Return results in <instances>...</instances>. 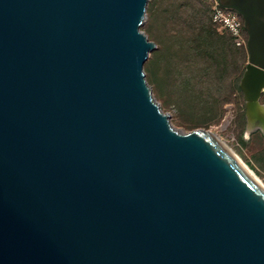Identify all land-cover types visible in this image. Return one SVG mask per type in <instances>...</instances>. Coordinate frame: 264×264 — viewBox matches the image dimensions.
Wrapping results in <instances>:
<instances>
[{
  "label": "water",
  "instance_id": "water-1",
  "mask_svg": "<svg viewBox=\"0 0 264 264\" xmlns=\"http://www.w3.org/2000/svg\"><path fill=\"white\" fill-rule=\"evenodd\" d=\"M218 1L259 88L264 0ZM149 2L0 0V264H264V185L153 96Z\"/></svg>",
  "mask_w": 264,
  "mask_h": 264
},
{
  "label": "rangeland",
  "instance_id": "rangeland-1",
  "mask_svg": "<svg viewBox=\"0 0 264 264\" xmlns=\"http://www.w3.org/2000/svg\"><path fill=\"white\" fill-rule=\"evenodd\" d=\"M214 0H150L142 30L156 43L146 79L175 129L222 140L264 183V126L247 119V45L212 20ZM264 105V91L260 94Z\"/></svg>",
  "mask_w": 264,
  "mask_h": 264
},
{
  "label": "built area",
  "instance_id": "built-area-1",
  "mask_svg": "<svg viewBox=\"0 0 264 264\" xmlns=\"http://www.w3.org/2000/svg\"><path fill=\"white\" fill-rule=\"evenodd\" d=\"M213 22L227 31L238 47L247 45V32L242 16L235 10L223 7L218 0H214Z\"/></svg>",
  "mask_w": 264,
  "mask_h": 264
},
{
  "label": "bare ground",
  "instance_id": "bare-ground-1",
  "mask_svg": "<svg viewBox=\"0 0 264 264\" xmlns=\"http://www.w3.org/2000/svg\"><path fill=\"white\" fill-rule=\"evenodd\" d=\"M247 81V84L245 85L246 87V92H248L249 94H254L253 92H257L258 89H262L264 90V74L261 75V78H260V83L261 85L259 86V88L257 87H252L251 84H249V79L246 80ZM255 96L259 97V93L255 94ZM260 101V99H259ZM250 111H249V117H250V124H254L256 123L257 121H260L261 124H263L264 126V105L261 104L260 102H252L250 104ZM236 155V154H235ZM237 156V155H236ZM238 157V156H237ZM239 158V157H238ZM240 159V158H239ZM241 160V159H240ZM242 161V160H241ZM243 162V161H242ZM244 163V162H243ZM245 164V163H244ZM245 166L255 175V177L264 185V183L259 179V177L256 175V173L247 165L245 164Z\"/></svg>",
  "mask_w": 264,
  "mask_h": 264
},
{
  "label": "trees",
  "instance_id": "trees-1",
  "mask_svg": "<svg viewBox=\"0 0 264 264\" xmlns=\"http://www.w3.org/2000/svg\"><path fill=\"white\" fill-rule=\"evenodd\" d=\"M213 14V13H212ZM212 20H213V18H212ZM227 34H228V36L230 37V39L232 40V42L234 43V40H233V38H232V36L227 32V31H225ZM234 45H235V43H234Z\"/></svg>",
  "mask_w": 264,
  "mask_h": 264
}]
</instances>
